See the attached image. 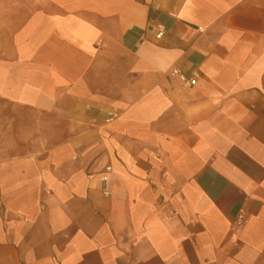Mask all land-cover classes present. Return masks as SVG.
<instances>
[{"label": "crops", "instance_id": "0c3cea01", "mask_svg": "<svg viewBox=\"0 0 264 264\" xmlns=\"http://www.w3.org/2000/svg\"><path fill=\"white\" fill-rule=\"evenodd\" d=\"M0 264H264V0H0Z\"/></svg>", "mask_w": 264, "mask_h": 264}, {"label": "built area", "instance_id": "2783aa9c", "mask_svg": "<svg viewBox=\"0 0 264 264\" xmlns=\"http://www.w3.org/2000/svg\"><path fill=\"white\" fill-rule=\"evenodd\" d=\"M163 35H164V29L162 28L158 32L157 37L160 38ZM173 74L174 75H177L179 77V79L182 81V83L185 84V85H187V86H194L197 83L196 74H193L192 76H188V75H186L185 73H183L181 70H179L177 68L174 69ZM117 114H118V112H117L116 109H114V111L111 112V116L112 117L117 116ZM107 170L110 171L111 170V167H108ZM108 180H109V177L108 176L103 177V181L106 184V186H105V192L106 193H109V188L107 186ZM240 219L242 220L243 219V216H241Z\"/></svg>", "mask_w": 264, "mask_h": 264}, {"label": "rangeland", "instance_id": "374dc122", "mask_svg": "<svg viewBox=\"0 0 264 264\" xmlns=\"http://www.w3.org/2000/svg\"><path fill=\"white\" fill-rule=\"evenodd\" d=\"M4 106L3 107H5L6 109H9V105L8 104H3ZM8 116H9V113H8Z\"/></svg>", "mask_w": 264, "mask_h": 264}]
</instances>
